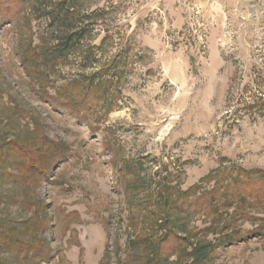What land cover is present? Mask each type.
<instances>
[{
	"label": "rangeland",
	"instance_id": "374dc122",
	"mask_svg": "<svg viewBox=\"0 0 264 264\" xmlns=\"http://www.w3.org/2000/svg\"><path fill=\"white\" fill-rule=\"evenodd\" d=\"M3 9L0 264H190L191 234L208 264H264V183L238 176L264 171L239 100L264 80V0H79L90 32L40 80L55 28Z\"/></svg>",
	"mask_w": 264,
	"mask_h": 264
},
{
	"label": "trees",
	"instance_id": "16d2710c",
	"mask_svg": "<svg viewBox=\"0 0 264 264\" xmlns=\"http://www.w3.org/2000/svg\"><path fill=\"white\" fill-rule=\"evenodd\" d=\"M78 3L79 0H0V9L4 8L3 10L6 12L9 11L8 9L11 5H14L16 13H23V15L25 14L31 16V18L37 11H42V15H45L49 21V25L55 28L53 36H51L49 40H45L41 45L42 53L36 54L35 51L33 53V55L36 56V59H39V56L43 58V61L40 62V64L36 62L38 60H34L31 65L33 66L32 74L35 76V79L37 78L40 80L45 75H50L58 65L64 64L68 60L69 56L80 50L85 36L90 32L89 26L91 24L90 22L85 23V21H89V16H83L80 18L75 16L74 11L77 10ZM26 10L27 12L25 13ZM3 15L4 17H8V14ZM89 59L90 61L97 62V60H95V54L92 50L87 51V54H85L82 58L85 63H88ZM263 87L264 80H258L254 83V87H252L253 90L250 93L251 96H246L247 101L241 98L239 99L240 103H243V109L252 112L254 115L261 118H264ZM241 171L242 172L238 173L239 177L249 178L250 181L253 178L252 181L255 182V184L264 183V171ZM231 173H234V170L226 173L225 175H231ZM242 185L243 183L237 182V185H235L231 191V195H228V190L226 189V191L224 190L225 192H222L221 194L216 192L214 194V197L217 200L216 204L220 202V205L223 204V206L231 207L235 201H237L238 204L242 200L245 201L246 194L243 191L245 186ZM216 204H214V206L218 208L219 206ZM228 228L229 220L224 221L221 218L215 221L214 228H207L206 233L207 235H219L216 240L224 242L233 235L222 232L223 229L226 230ZM195 238V235L191 234L189 236L188 244L191 248L189 251H185L183 255L188 257L191 261L190 264H208V262L211 261L210 254L213 251V248L209 246L211 245V242L206 240H194Z\"/></svg>",
	"mask_w": 264,
	"mask_h": 264
}]
</instances>
